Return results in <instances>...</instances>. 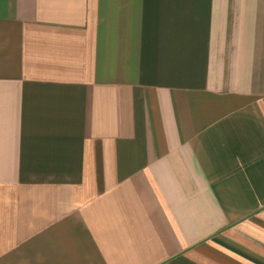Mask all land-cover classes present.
<instances>
[{
	"label": "crops",
	"instance_id": "1",
	"mask_svg": "<svg viewBox=\"0 0 264 264\" xmlns=\"http://www.w3.org/2000/svg\"><path fill=\"white\" fill-rule=\"evenodd\" d=\"M0 264H264V0H0Z\"/></svg>",
	"mask_w": 264,
	"mask_h": 264
}]
</instances>
